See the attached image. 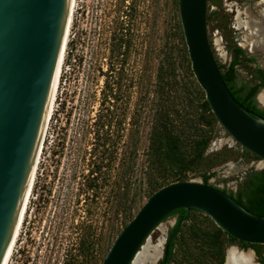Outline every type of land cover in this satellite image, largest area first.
Listing matches in <instances>:
<instances>
[{
  "label": "rangeland",
  "instance_id": "obj_1",
  "mask_svg": "<svg viewBox=\"0 0 264 264\" xmlns=\"http://www.w3.org/2000/svg\"><path fill=\"white\" fill-rule=\"evenodd\" d=\"M228 3L254 14L264 9V0H207L208 37L220 70L228 69L240 47L237 83H264V52L254 55L240 44L242 31L233 27L235 11ZM160 71L180 83L188 78L197 82L179 0H77L57 101L9 264H102L117 235L150 196L145 172ZM261 89L264 85L258 94ZM178 93L175 106L183 108L188 97L182 84ZM210 136L188 163L186 177L203 182L202 176L209 175L210 185L245 202L254 174L264 173V160L220 124ZM129 178L134 184L122 194V181ZM176 218L177 213L171 214L152 231V245L164 241L159 256L144 264L162 259ZM217 235L221 247L215 244ZM228 241L210 216L192 209L175 240L172 263L200 259L220 264L228 247V253L264 247L246 243L250 250L240 251Z\"/></svg>",
  "mask_w": 264,
  "mask_h": 264
},
{
  "label": "water",
  "instance_id": "obj_2",
  "mask_svg": "<svg viewBox=\"0 0 264 264\" xmlns=\"http://www.w3.org/2000/svg\"><path fill=\"white\" fill-rule=\"evenodd\" d=\"M74 0H0V264H6L31 190L52 110ZM191 67L219 124L264 160V118L229 89L207 31V0H179ZM258 101V93L255 97ZM210 216L230 237L264 244V216L229 193L197 181L170 183L147 198L114 240L102 264H132L152 231L171 212ZM172 237L164 244L163 263Z\"/></svg>",
  "mask_w": 264,
  "mask_h": 264
},
{
  "label": "trees",
  "instance_id": "obj_3",
  "mask_svg": "<svg viewBox=\"0 0 264 264\" xmlns=\"http://www.w3.org/2000/svg\"><path fill=\"white\" fill-rule=\"evenodd\" d=\"M243 52L242 48H236L232 62L225 72L222 71V75L237 101L254 116L264 118V109L259 106L255 99L259 87L263 86L264 83L250 84L244 82L238 84L236 80L235 65L239 62V55ZM245 59L254 60V58ZM168 66L172 71L173 64L169 62ZM219 68L222 70V66L219 65ZM158 80L160 101L154 102L153 125L147 153L148 166L145 172L150 196L170 183L190 181L185 174L188 171L186 169L188 163L192 162L205 149L210 135L219 124L206 99V94L198 82L188 78L180 83L176 78H166L161 71L158 74ZM181 84L184 86L188 98L184 107L178 108L175 106V100L181 96L178 93V85ZM178 164L181 166L176 169ZM254 175L252 186L247 192V200L244 202L241 197H236V200L252 213L264 216V173H255ZM202 177L203 183L209 184V175ZM131 181L130 178L122 181V194H126L127 190L134 184ZM177 212H181V218L187 214L185 209H178L165 218ZM178 232L180 233V229ZM177 236H174L169 242L167 264L173 258ZM217 238L219 240L215 241V244L221 247L219 235Z\"/></svg>",
  "mask_w": 264,
  "mask_h": 264
},
{
  "label": "bare ground",
  "instance_id": "obj_4",
  "mask_svg": "<svg viewBox=\"0 0 264 264\" xmlns=\"http://www.w3.org/2000/svg\"><path fill=\"white\" fill-rule=\"evenodd\" d=\"M76 3H77V0H74L71 25H70V29H69L68 39H67V43H66V48H65V52H64L63 61H62L61 71H60V75H59V80H58V84H57V89H56L55 98H54L52 110L50 113L49 121H50L51 116L54 112L55 102L57 101L56 100L57 94H58L57 92H58V88L60 85V80H61L60 78H61V74L63 71L65 56H66L67 47H68V42H69L70 35H71ZM231 9L232 8H230V10ZM234 11H235L236 29H238L239 31H242V36H240V38H239L240 44L242 46H244V48L247 49L250 53H253L254 55L257 53H260V52H264V14L262 12H259L258 14L251 13L250 11H248V8H246L244 10H241L240 8H236V10H234ZM244 14H246V16H244ZM248 36H255V37L250 39ZM258 101L264 107V89H261V91L259 92ZM49 121H48V124H49ZM47 127H48V125H47ZM46 131H47V128H46ZM45 136H46V132H45ZM45 136H44V140H45ZM44 140H43L41 151L39 154V158H38V162H37L32 186H31V190H30V193H29V196H28V199H27V202H26V205H25L22 217H21V221H20L16 236H15V239H14V242L12 245V249H11V252H10V255H9V258H8V261L6 264H9V262L12 258V255L14 253V249H15V246L17 243V238L20 235V230L23 226L26 214L28 212V206L30 203V199L32 196V192H33V188H34V184H35V180H36V175H37V171H38L37 169L39 166L42 150L44 147ZM163 241H164V237L159 238V241L156 244L152 245V243L150 242V237H149L146 240V242H144L143 246L140 248V250L137 253L136 257L134 258L132 264H144V261L146 259H149V258L154 259V258L158 257L160 254V247L162 246ZM151 251H153V252H151ZM253 263H254V253L252 250L250 252H238L236 249H231L228 253L227 264H253Z\"/></svg>",
  "mask_w": 264,
  "mask_h": 264
},
{
  "label": "flooded vegetation",
  "instance_id": "obj_5",
  "mask_svg": "<svg viewBox=\"0 0 264 264\" xmlns=\"http://www.w3.org/2000/svg\"><path fill=\"white\" fill-rule=\"evenodd\" d=\"M229 5H230V4H229ZM259 12H262V13L264 14V9H263V11L259 10L258 13H259ZM256 61H257V63H258V59H256ZM259 68H260V67H259ZM232 197H234V196H232ZM234 198L236 199V197H234ZM237 201H238V200H237ZM183 219H184V217L181 218V212H177V218H176V221H175L174 226H173L172 229L170 230L169 237H172V238H173L174 236H177V235L179 234L178 230L181 228V225H180V227H178V224H179V222H180L181 220H183ZM176 226H177V228H176ZM175 228H176V230H175ZM226 234H227V233H226ZM172 238H171V239H172ZM229 238H230V241H228L229 245L232 244L231 242H234V244L231 245V246L236 247L238 250H240V251H248V250H250V248L247 246V244H246L245 242L238 241V240H236V239H234V238H232V237H230V236H229ZM170 241H171V240H170ZM229 248H230V247H228V249H227V251H226V256L224 257V260L221 261L220 264H227V254H228V250H229ZM167 249H168V247H167ZM251 250H252L253 253H254V263H253V264H264V247H263L262 250H259V251H256V250H254V249H251ZM159 259H160V258H159ZM159 259H158V260H159ZM158 260H157V261H158ZM157 261H155V263H156ZM193 261H194L195 264H202L200 259H193ZM172 262H173V261L171 260V261H169L168 264H173ZM158 264H167V257H166L165 263H163V257H162V259L159 261Z\"/></svg>",
  "mask_w": 264,
  "mask_h": 264
},
{
  "label": "built area",
  "instance_id": "obj_6",
  "mask_svg": "<svg viewBox=\"0 0 264 264\" xmlns=\"http://www.w3.org/2000/svg\"><path fill=\"white\" fill-rule=\"evenodd\" d=\"M229 4H230V3H228V6H229V8H228V9L230 10V8H232V7H230V6H231V4H230V5H229ZM233 6H234V5H233ZM236 8H237V7H236ZM233 9H234V8H232L230 11H234V10H236V9H234V10H233ZM233 27H235V28H236L235 24L233 25ZM237 30H238V29H237Z\"/></svg>",
  "mask_w": 264,
  "mask_h": 264
}]
</instances>
